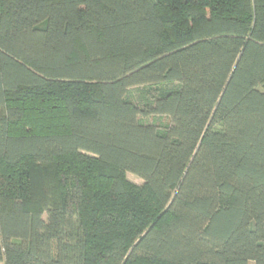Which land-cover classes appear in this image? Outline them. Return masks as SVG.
<instances>
[{"label": "trees", "instance_id": "1", "mask_svg": "<svg viewBox=\"0 0 264 264\" xmlns=\"http://www.w3.org/2000/svg\"><path fill=\"white\" fill-rule=\"evenodd\" d=\"M250 261L264 0H0V264Z\"/></svg>", "mask_w": 264, "mask_h": 264}, {"label": "rangeland", "instance_id": "2", "mask_svg": "<svg viewBox=\"0 0 264 264\" xmlns=\"http://www.w3.org/2000/svg\"><path fill=\"white\" fill-rule=\"evenodd\" d=\"M164 85L166 87H173L175 85L178 86V88L181 87V84L179 82H168V83H165ZM153 88L156 89V90L160 89V84H159V86H156V85L152 84V85H141V86L133 87V88H131V91H134V94H132V97L133 98H135V97L139 98V95H140V92H138L139 90L143 91V90H147L148 89V91L151 92V90H153ZM149 96L152 99V95L150 94ZM138 98H137V100H138ZM164 117H166V118H168L170 120L169 116L154 115V116H150L143 123L154 124L157 121H159L158 124L161 126V128H163V127L166 126V122H167V119H165ZM34 172H35L34 173L35 189H34V192H33L34 193L33 196H34V198L39 199L41 197V193H42V179H41L40 170L38 168H34ZM126 178L131 183H136V184H139V185H142L144 183V181L141 178L133 175L132 173H127L126 174ZM45 216H47L46 212H45Z\"/></svg>", "mask_w": 264, "mask_h": 264}, {"label": "crops", "instance_id": "3", "mask_svg": "<svg viewBox=\"0 0 264 264\" xmlns=\"http://www.w3.org/2000/svg\"><path fill=\"white\" fill-rule=\"evenodd\" d=\"M249 264H255V262L254 261H250Z\"/></svg>", "mask_w": 264, "mask_h": 264}]
</instances>
